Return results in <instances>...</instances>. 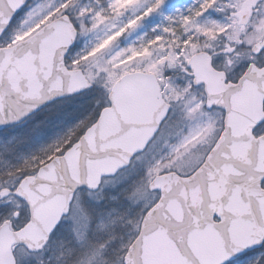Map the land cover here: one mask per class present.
Listing matches in <instances>:
<instances>
[{
	"label": "snow or ice",
	"instance_id": "snow-or-ice-1",
	"mask_svg": "<svg viewBox=\"0 0 264 264\" xmlns=\"http://www.w3.org/2000/svg\"><path fill=\"white\" fill-rule=\"evenodd\" d=\"M94 219L119 264H264V0H0V264L81 233L63 264H101Z\"/></svg>",
	"mask_w": 264,
	"mask_h": 264
},
{
	"label": "rangeland",
	"instance_id": "rangeland-1",
	"mask_svg": "<svg viewBox=\"0 0 264 264\" xmlns=\"http://www.w3.org/2000/svg\"><path fill=\"white\" fill-rule=\"evenodd\" d=\"M175 2L179 7L181 4L185 3L186 0H175ZM117 182L118 181L115 179H109L102 185L100 191L97 193H79L78 196L76 195V200H74L72 204L73 212L70 213L67 219H73L77 208L89 207V202H91V205L94 207L99 205L98 212L104 213L105 219H107L109 209L114 207L111 200L114 193L109 189L115 187ZM128 194L131 195V193ZM132 223L134 224L135 222L132 221ZM126 232L127 230L119 224L115 227L109 226L107 228H102V226L96 223L94 219L91 233L86 243H90L92 248L97 252H99L101 248L105 249L104 244H107L109 250H113L114 253L120 255ZM81 239H83L82 233L76 235L70 234L67 238L53 240L50 248L48 249L51 254V259L49 255H45L43 252L33 255L27 254L23 248H19L15 251L16 259L18 264H32L33 261L34 264H63V260L61 258L64 257L66 259L67 254H70L72 247H74L77 241ZM100 239H102L103 243H99L98 240ZM99 244H101V246H99ZM103 256L100 257L101 264H109L106 259H103Z\"/></svg>",
	"mask_w": 264,
	"mask_h": 264
},
{
	"label": "water",
	"instance_id": "water-1",
	"mask_svg": "<svg viewBox=\"0 0 264 264\" xmlns=\"http://www.w3.org/2000/svg\"><path fill=\"white\" fill-rule=\"evenodd\" d=\"M82 174H84V170L83 169H82ZM80 190H86V191H89V192H97L99 189L95 190V191H92L88 187H83ZM68 195L71 196V193L69 192ZM65 208H67V201H65ZM184 215H185V222H184L183 228L181 230H179V231L170 232L168 234L167 240L162 245L159 246L160 248L171 250V249H169V245H171L172 248H178L181 251H185V252H190L191 251L192 244H193V236H192L191 230H190V228L188 226V221H187L188 213H187V210H185ZM48 218H49V213L45 209V210H43L41 212V215L39 217V219L41 221V225H44L47 222ZM165 223L166 224H175L176 220L171 219V218H166L165 219ZM148 227L150 229H152V230H159V225L156 224L152 220H150V223H149ZM38 234H39V229L37 228V229L34 230L33 235H38ZM18 246H24V244L17 243L15 245L14 249L16 247H18ZM27 251H28V249H27ZM130 251H131V257L134 258L137 261V264H139V261L142 260V258H143V247L141 245L137 244L136 247L130 249ZM30 253H33V252H30Z\"/></svg>",
	"mask_w": 264,
	"mask_h": 264
},
{
	"label": "trees",
	"instance_id": "trees-1",
	"mask_svg": "<svg viewBox=\"0 0 264 264\" xmlns=\"http://www.w3.org/2000/svg\"><path fill=\"white\" fill-rule=\"evenodd\" d=\"M102 240V239H100ZM98 240V241H100ZM101 246V244H99ZM105 255L103 256V259H106L107 263L109 264H119L120 255L113 252V250H109V247L103 249Z\"/></svg>",
	"mask_w": 264,
	"mask_h": 264
}]
</instances>
